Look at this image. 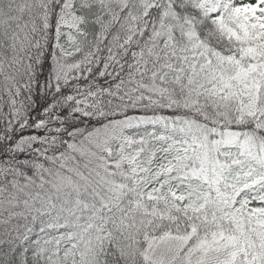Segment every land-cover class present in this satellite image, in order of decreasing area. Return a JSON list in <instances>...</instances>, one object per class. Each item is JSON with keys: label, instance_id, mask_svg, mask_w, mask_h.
<instances>
[{"label": "snow or ice", "instance_id": "6c2138e0", "mask_svg": "<svg viewBox=\"0 0 264 264\" xmlns=\"http://www.w3.org/2000/svg\"><path fill=\"white\" fill-rule=\"evenodd\" d=\"M0 264H264V0H0Z\"/></svg>", "mask_w": 264, "mask_h": 264}]
</instances>
